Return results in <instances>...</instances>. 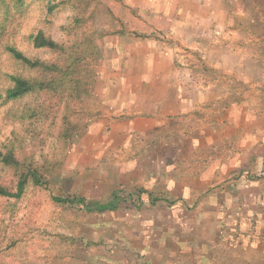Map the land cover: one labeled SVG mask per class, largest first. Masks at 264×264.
<instances>
[{"label": "crops", "instance_id": "1", "mask_svg": "<svg viewBox=\"0 0 264 264\" xmlns=\"http://www.w3.org/2000/svg\"><path fill=\"white\" fill-rule=\"evenodd\" d=\"M112 2L74 150L147 191L120 264H264V0Z\"/></svg>", "mask_w": 264, "mask_h": 264}, {"label": "rangeland", "instance_id": "2", "mask_svg": "<svg viewBox=\"0 0 264 264\" xmlns=\"http://www.w3.org/2000/svg\"><path fill=\"white\" fill-rule=\"evenodd\" d=\"M27 1L30 4L27 18L20 21L13 41L29 57L43 60L55 57L47 49L33 47L29 34L39 29L57 42L71 44L79 40L75 32L69 31L76 15H83V29L96 32L98 47L100 37L113 29L112 0H76L80 2L77 6L55 0L59 5L50 14L44 8L46 0ZM90 47L87 43L82 46ZM25 72L28 73L6 53L1 55L0 95L11 85L8 74ZM94 85L85 115V123L93 118L89 126L102 115L95 101ZM40 103L42 97L33 95L8 103L0 97V147L5 150L14 147L18 155L34 156L38 161L44 158L63 161L49 176L50 188L30 186L19 200L0 198V264H117V261L120 264L127 259L128 249L118 248L119 243L128 245L137 237L129 212L122 210L126 214L119 217L121 213L113 210L89 211L55 202L52 196L83 197L90 206L116 197L121 208H135L137 204L143 206L139 198L143 188L131 185L129 167H117L121 161L113 157L99 161L97 166H89L96 161H77L74 149L89 126L82 135L75 134L65 151L58 139L61 114L54 123L50 117L34 123L20 119L18 114ZM14 182V174L0 164V183L13 187ZM153 191L155 196L161 195L159 188ZM141 258L139 249L131 254L132 260Z\"/></svg>", "mask_w": 264, "mask_h": 264}, {"label": "trees", "instance_id": "3", "mask_svg": "<svg viewBox=\"0 0 264 264\" xmlns=\"http://www.w3.org/2000/svg\"><path fill=\"white\" fill-rule=\"evenodd\" d=\"M54 1L46 0L44 8L48 14L59 5V2ZM61 2L73 3L77 6L79 1L61 0ZM29 6L27 0H0V56L6 53L28 72L8 74L11 85L0 97L7 103L28 95L42 97V103L28 107L18 116L23 121H33V123L50 117L53 118L52 123H54L61 114V132L58 139L67 151L71 146L70 140L75 134L82 135L93 120L89 118L85 123V115L101 59L96 43L98 36L93 29L90 31L83 29L84 17L76 15L69 31L75 32L79 40L71 44L68 41L57 42L44 30L39 29L29 34L33 47L47 49L54 53L55 57L50 60L29 57L13 41L17 26L27 18ZM86 43L91 47L82 48ZM62 163L63 161H51L48 158L38 161L34 156L18 155L14 147H8L7 150L0 147V164L15 176L13 187L0 183V198L19 200L25 196L30 186L50 188L49 176L55 170V166ZM140 192L139 198L142 199V194L147 191L142 189ZM149 195L152 196L151 193ZM115 198L103 204L95 202L90 206L83 197L52 196L55 202L98 212L116 209L118 199Z\"/></svg>", "mask_w": 264, "mask_h": 264}]
</instances>
